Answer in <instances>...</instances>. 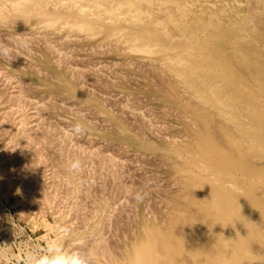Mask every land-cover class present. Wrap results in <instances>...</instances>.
Returning <instances> with one entry per match:
<instances>
[{
	"label": "bare ground",
	"instance_id": "6f19581e",
	"mask_svg": "<svg viewBox=\"0 0 264 264\" xmlns=\"http://www.w3.org/2000/svg\"><path fill=\"white\" fill-rule=\"evenodd\" d=\"M59 1H63L66 5H68V6L70 5V7L74 9L73 13L59 15L58 16L59 20H63L65 22H67V24H69L70 26L76 25L78 28H81L86 33H88L89 35L96 34L101 30L102 26H104V27L107 26L108 27L107 31L108 32L110 31V35L113 36V40L116 41L115 42L116 45L114 46V48L121 47L122 45H124V46L128 45L129 47H134L135 49H140L143 53L152 56L154 58L153 64L152 65H143L142 68L146 67V69H148V71H150L151 73L155 72L156 74L160 73V70L163 73L165 72V74H167V76H168V77L167 76L166 77L170 78V80L173 82L174 85H178V86L180 85L181 88L184 90V92H187L188 99L191 100L192 104H193L192 108H196L199 111H201L204 119H211L210 120L211 125L209 127H207L206 123L204 121H201V120L195 121V118H191V120L189 121L188 120L189 118H188L187 121L190 122V125L192 127L196 126L198 128V131H196V132H194V130L190 131V135H191L190 138H186V137L184 138V140L188 139V141L182 142L181 140H183V139L180 140V137L178 138L180 141H178L176 139L174 140V138H177V137H173L171 135V137L173 139L172 140L167 139V142H166V147H168L167 150L162 151V153H160V154L154 152L157 148L153 147L155 150H153V151L151 150L153 152V158H154L153 163H156L157 160H162L160 162V164L162 167H164V173L166 170H168L169 173H171L173 175V184L172 185L175 187L176 192H175L174 196L172 195L173 198L171 196H170L171 198L170 197L168 198L166 196H163L161 194V192L160 193L158 192V194H156L157 190H155V188H154V190H151V188H149L150 186L146 182V184H145L146 187L144 186L146 188L145 189L146 193L147 194L152 193L153 195H156V196L159 195V197L162 195L160 199H162L164 197V199L162 201L164 204L163 207H165V208H163L164 209L163 212L166 209V211L168 213L164 217V215L162 216V214H165V213H163L161 210L162 214H160V216L164 217V219H165V220H162L164 222V223H162V224H164L163 226L155 224V226L148 228L146 226L148 222L146 223V225L143 224L146 226V229L143 228V231L140 233V241H139L138 245L135 246L132 249V251L126 255L125 260L123 259L124 255H122V253H119L120 257L122 255L121 258L124 260L123 264H126L125 261H127L129 264H164V263H162L163 259H166L165 264H264V25H263V28H261L259 26V24L261 22H263V24H264V20H262L263 17L260 19L254 13V11H253L254 5L252 4L253 0H247V3H248L247 6L245 5L244 7H241V8L234 7L231 9H225L223 7V5L225 3L234 4V3H236L235 2L236 0H220L222 3L220 8L217 5H215V3H214V5L211 4L212 1L210 2L209 0H194L193 6H190L191 4L189 6L186 5L184 0H123V1L120 0V1H122V3H119V2L115 3V0H90V1L89 0H59ZM259 1H260L261 5L263 6V9H264V0H259ZM51 2H53V1H51ZM140 2L145 3L148 8H151L153 5H155L158 9L163 10L165 12L164 14L167 16L166 20H165V24L163 22L164 20L161 22H156L155 19H153V18L152 19L150 18V21L147 18L148 21L150 22L148 24H152V25H154V27L151 29L144 28L145 23L142 20V15H144L146 13V11L143 12L139 9L138 4ZM186 2H187V0H186ZM41 3H42V0H0V18H1L0 24L2 26H5V27H8V26L11 27L15 22H18L17 20L21 21V20H24L25 18H27V15L30 14L31 10H33L32 6H34L35 4L37 6V4H41ZM238 5H240V4H238ZM36 6H34V7H36ZM167 6H169V7L173 6L175 9H177L178 14L177 15L173 14L171 12L173 10L168 11ZM44 7H45V4H44ZM37 8H38V6H37ZM216 11H220L221 14L226 13L228 15V22L229 23L224 24V22L221 21V19L215 13ZM44 22L46 23V21H44ZM167 25H169L171 29L167 28L166 27ZM173 27H175V28L173 29ZM2 32H3V30H2ZM46 32L47 31H45V33ZM48 32H50V31H48ZM1 33H0V36H1ZM8 33H6V34H8ZM34 33H35V31H34ZM6 34H5V36H6L5 38L0 37V39H6V38L11 36V33L9 35H6ZM36 34H40V33H36ZM42 34L44 35V32L43 33L41 32V35H40L41 37L39 36L40 38H38V39L31 38L32 45H34V43L36 42V43H41V45L44 46L45 50L48 51L54 57L53 59L55 61L53 63V67H55L56 70H57V68H59V69L63 68L64 73L66 72V73L70 74L69 75L70 78L72 77L76 80H80V79H83V77L85 76L87 78L89 77L88 80L90 79V81H96L95 83H97V80H98L97 78L100 77V75H98V74H101L102 77L106 76V74H104L105 72H103L104 70L107 69V66H105L106 64H104L106 69H104L105 67L103 65H98L95 68H92V66H94L96 64V60L94 62L95 63L94 65H93V62H91V61L88 63V64L92 63L91 67L88 66V64L87 65H81L82 64L81 60L79 61V62H81L79 64V62H78L79 59L77 58V57L81 56V55L79 56V54H78L80 49L78 50L76 48V51L78 50V52H76V51H74L75 47L73 50V49H71V47H70L71 45H70L69 48L66 49V52L68 51L67 52L68 54L65 51H63L65 48H63L62 45H64V43H66V39H68V41H69V35L68 34H70V33H67L66 38L64 37L65 36L64 35L63 36L64 39L61 36L62 41L65 40V42L63 44L58 42L59 45L62 44L60 46L57 44V42H55L56 46L53 45L51 43L52 41L50 42L48 37L45 36L47 34H45L44 36H42ZM64 34H66V33H64ZM12 35H13V33H12ZM32 36H34V34H32ZM47 36H49V35H47ZM54 36H56V35H54ZM84 36L81 37V39L82 38L84 39ZM28 37H30V36H28ZM36 37H38V36L36 35ZM72 37H70L71 40L77 38L76 36L73 38ZM51 39H53V37ZM78 39H75V40H78ZM79 41H80V39H79ZM67 44H65V45H67ZM99 48H101V49H99V51L95 50V51H98L97 54H99V52H101L103 49H104L103 51H106V52L109 51V49H106L104 47L102 48V46H100ZM94 49H98L97 46H95L92 49V51H90L91 53H89V54L90 55L92 54V55L97 57V54H95L96 52L93 53ZM69 51H70V54H73V51H74V53L76 52L75 54L78 55V56L76 55L77 56L76 58L78 60L76 59V61H75V59H73L74 60L73 61L71 59V57L75 54L69 55ZM71 51H72V53H71ZM81 51H80V53H81ZM106 52H105V54H110V53H106ZM35 53H36V51H34V54ZM84 53H85V49H84V52H82L81 54L84 55ZM19 54H20V52L17 55H19ZM30 54L31 53H29L28 55H30ZM34 54L32 53L33 56H34ZM50 54H49V56H51ZM23 55H24V53H23ZM32 55L30 57H32ZM83 55H82V57H80L81 59L86 57ZM86 55H88V54H86ZM99 56H101V55L99 54ZM34 57H32V59ZM25 58H27V57H25ZM20 60L23 62L22 59H20ZM70 60H72V61H70ZM13 61H11V62L13 63ZM18 61H19V59H18ZM18 61H16L17 62L16 65L19 63ZM85 61H86V59H85ZM99 61H98V63H99ZM134 61H136V60L133 59L131 62L132 65L129 66L131 63L128 60V62L130 63L128 65V67H132L133 63L135 64ZM5 62H7V61H5ZM22 62H20V63H22ZM24 62H25V60H24ZM24 62L22 63L23 65H25ZM71 62H73V64ZM75 62H77L79 65H81V67H79L77 64H76V66L72 67V65H75L74 64ZM103 62H101V63H103ZM120 62L122 63L123 61H120ZM1 63H2V61H1ZM112 63H113V61H112ZM117 63L118 62L116 61V63H113V64L115 65ZM123 63L125 64L126 62H123ZM3 64L5 66V63H3ZM23 65H22V67L24 68ZM27 65L29 66V62ZM108 65H110V64H108ZM123 65H122V67L125 66V65L124 66ZM14 66H11V67H14ZM99 66L100 67L102 66V69H104L102 71L103 73H100L101 71L99 72L98 69H96V68H99ZM110 66H112V67L111 68L108 67V69L110 68L111 73L112 74L116 73L115 76H118L119 74H117V73L120 71L119 70L120 68L117 69L118 71L113 70V72H114L113 73L111 69H116V68H113L112 64ZM120 66H121V64H120ZM126 66L124 68H126ZM135 66H137V65H135ZM15 67H17V66H15ZM15 67H14V69H15ZM32 67L35 70L36 67H34V66H32ZM37 67H39V66H37ZM140 67L138 69H140ZM9 69H11V68H9ZM28 69H29V67H28ZM32 69H30V70H32ZM138 69H136V70H138ZM146 69H145V72H147ZM1 70H2V68H1ZM35 71H36V74L38 76L42 75L41 73H44V75H46V73L43 71L41 72L40 70H38L39 72H41L40 74L37 70H35ZM141 71H142V69H141ZM2 72L4 73V71L2 70L0 72V77H1ZM5 72H7V70ZM8 72H10V71H8ZM3 73H2V78L4 76ZM7 73H6V75H7ZM109 73L110 72L108 70L107 75ZM123 73H124V71H123ZM112 74L108 75L111 77V79H109V77L106 76L109 79V81L112 80ZM120 74H122V73H120ZM152 74H153V75H151L152 77L149 75L150 79L153 77H155L154 79H156L155 74L154 73H152ZM9 75H12L11 72ZM127 75H129V74H127ZM120 76H122L121 78H123V79L125 78V77H123L124 75H120ZM160 76L165 77L164 75H160ZM7 77H8V75L6 76V78ZM9 77H8V79H9ZM18 77H17V79H19ZM126 77L128 78V76H126ZM134 77H135V75H134ZM134 77H133V79H135ZM6 78H3V79H6ZM13 78L11 76L10 81H12ZM136 78H138L137 75H136ZM15 79H13L14 82H15ZM133 79L131 76V80H133ZM20 80H19V82L18 81H16L15 83L13 82L14 86L12 89H10V90H13L11 92V91L7 90V88L9 87V83L7 84V82L5 80L0 79V100H5L3 102H7L6 104L10 105L12 103L13 106L15 105L14 107L12 105H11L12 107L9 106L12 109L14 108V110L10 109L9 107H6L8 110L6 108H4V112H3L4 114L1 113V115H3V116L0 118V133L3 135L4 138H5V136H8V140H9V138H11L10 139L11 142L13 139L14 140L13 141L14 146H16L17 143L19 144V145H17V148L20 150H17L16 147H14V149L18 151L19 156L22 158L21 161L22 160L24 162L30 161L32 164H34V167H33L34 172L32 171V174L33 173L37 174V172H39V173L41 172L40 175L38 173L37 175H39V176H36V177L37 178L38 177H40V178L45 177L47 180V185L48 186L50 185V188H52L51 186H53V188H52L53 191H51V194L46 196L45 194H42L39 191L44 186L42 183L43 181L41 180V182H40V178H39V180L36 179L34 182L30 183L32 178H31V180L29 179L30 182L28 181V183H26V186L24 188H25L26 194L28 195L27 198H28L29 202L33 204V206L35 205L40 210V208L43 209V207H44L43 205H47L48 209H50L53 201L55 199H57V197L59 195L64 193L65 190H67L65 188H68V186L70 184L72 185V187L69 186V189L71 187V190L66 191V193L69 192L71 194V195L69 194L70 197L73 196V198L76 200L75 196L72 195V193L73 194L76 193V194L80 195L79 193H81L80 190L83 189L82 188L83 185L86 186V183H84V184L81 183L83 185L78 183V181H79L78 179L82 180L85 177V174H84V176H82L83 178L82 177L78 178L79 175L83 171L81 173H80V171L79 172L69 171V161L75 160L74 157H76V156H78L77 159L79 157L81 158V160L80 159L79 160L81 162H83V165H85L84 162H86V163L90 164L89 165L90 167H92L91 165H93L92 163H94V161L99 162V164L102 163L104 166L106 165V168H103L104 167L103 165L100 166V168L102 170L106 169L107 171L105 170V172H107L108 175L112 176V179L115 178V177L113 178V176L115 174H117L116 172H118L119 170H120V172H124V169H123L124 168V161L121 160V157H123V156L127 157V154L123 155V153H121L120 155H118L120 157L119 159L121 161L118 158H117V160H115L116 155H117L116 154L117 151H114L115 155L113 154V156L111 157V155L113 153V148H111V150H112L111 154L109 152H108L109 154H106L105 152L103 153L104 150H102L101 153H103L104 155L101 154V156H99L100 153L98 154L97 150L94 148H99L102 145V144L100 145V142H99L98 147L97 146L94 147L93 150L88 149V150H91L88 152H87V150L85 152H83V151H80L79 148L76 149V147H78L79 145L77 146L76 142L73 143V141L74 140L76 141V139H74V140L71 139L72 135L74 136L75 134L74 133L72 134L71 131L66 133L67 131H64V129L60 130L63 127L62 123L64 121L66 123H63V125L66 124L67 128H68V125H71V124H67L68 118L63 120V122L61 121L62 123L59 122L60 119H57V120H59L58 122L53 121V120H56V119H53L54 117L52 118V120H51V118L44 119V116L48 117L47 114L43 116V114L46 113V111L48 110V108H46V106L44 105L45 102L42 103L43 99L40 102L34 101V99L31 100L33 96H29V97H31V99H30L28 97V94L31 93V90H32L31 88H33V87L32 86H30L31 88L29 86L25 87V85H24L25 82H24V84L22 83L23 84V86H22L20 84V82H21ZM50 80L52 81V79H50ZM135 80L133 81L135 86H139L142 84V83L140 84L139 82H137V80H136V82L139 83V85L136 84ZM138 80H140V79H138ZM1 81H5V82H3L4 86L2 85ZM83 81H79L78 83H82V82L85 83V80H83ZM98 81H99L98 83L100 84V80H98ZM123 81H124V83H123ZM123 81H122V84H125L126 81L125 80H123ZM151 81H153V80H151ZM102 82H104V81H102ZM162 82H163V80H162ZM27 83H26V85H27ZM87 83H88V81L84 84V86L87 85V87H88L89 85ZM91 83H92V85H94L93 82H91ZM114 83H116V81L113 82V85H116V87H117V84H114ZM129 83H128V85H131ZM151 83H153V82H151ZM120 84H121V82H120ZM5 85L7 86V88H5ZM79 85H80L79 88L81 90V84H79ZM105 85H106V83L103 85L106 88L107 86H105ZM152 85H154V84H152ZM103 86H101V88ZM156 86H159V84H156ZM89 87L87 88V89H89V91L85 87H83V88L86 89L89 93H90V90L97 88V87H95V88L93 87V89H91V86H89ZM130 87H128L127 89H130ZM144 87L141 89H145ZM150 87H151V85H150ZM154 87H155V85H154ZM9 88H11V86ZM83 88H82V91L84 90ZM156 88H158V87H155V89ZM76 89H78V88H76ZM130 91H131V89H130ZM167 91L168 90H165L166 93H167ZM97 92H95V90H94V93H97ZM99 92L100 93H98V94L101 95L102 92L101 91H99ZM131 92H133V90ZM142 93H141V95H142ZM98 94H96V95L98 96ZM75 95L80 96L77 94H75ZM93 95L91 93V95H89V96L93 97ZM184 95H185V93H184ZM39 96H42V95H39ZM50 96L51 95H49V97ZM109 96L111 97L112 94ZM128 96L126 98H124V100H122L123 104L120 103L122 101L116 102V99H115L116 103L122 104L119 106L117 105L118 115L117 114L116 115H117V117H119V119H125V121L123 120V122H126L125 117L127 115H128L127 117L129 118L128 120H130L131 115H133L132 117L134 118V115L137 114V112H135L136 114L134 113V111L132 109L133 106L131 103H129V101L131 99H129L130 97H128ZM140 96H138V97H140ZM187 96H186V98H187ZM54 97H55V95H54ZM58 97H60V96H58ZM108 97H106V95L104 97V98H107V99H104L105 103L106 102L109 103L107 105H110V102H111V105L116 104L114 101H110L111 98L110 97L108 98ZM115 97H117V96H115ZM36 98H38V96L35 97V99ZM117 98H119V96ZM144 98H146V97H144ZM149 98H147V99H149ZM81 99H83V98H81ZM84 99H83V101H84ZM150 99H149V101H150ZM152 99L156 101L155 98H152ZM38 100H40V97ZM86 100H87V98H86ZM153 100H151V101H153ZM50 101H52V100H50ZM56 101H58V100H56ZM96 101H97V99H96ZM101 101H102V99H101ZM139 101H140V99H139ZM142 101H144V100L142 99ZM61 102H63V101H61ZM89 102H91V101H89ZM93 102L94 101L92 100L91 103H93ZM131 102L135 103L136 101L132 100ZM196 102H202L203 106L199 105L198 103L196 104ZM63 103H65V100ZM63 103L61 104V107H62ZM102 103H103V101H102ZM140 103H141V101H140ZM145 103H147V102H145ZM4 104L5 103L1 102L0 106H2ZM142 104L144 105V103H142ZM142 104H139L138 106L141 107ZM52 105L54 106L53 102H52ZM52 105H50L51 106L50 108H52ZM58 105H60L59 102H58ZM64 105H63V108H64ZM66 105H67L66 107L69 108V110H68V112H69L71 105H69V104H66ZM79 105L80 106H78V105L76 106V109L78 107L80 108L82 106V104H80V103H79ZM138 106H136V107H138ZM47 107H48V105H47ZM136 107H134V108H136ZM53 108L55 110V107H53ZM84 108L85 107L83 105V110L81 111L82 108L80 109L81 112L79 110L74 111L75 110V106H74V110L71 107V109H72L71 111L74 113V115L78 116L77 118L80 117V119L81 118L83 119V116L85 118V117H88L89 114L90 115L93 114V111L90 110L91 113L89 112L88 115L87 114L85 115L86 111ZM97 108H98V106H97ZM146 108H144V109L148 110L149 105H148V108L147 109ZM57 109H58V107H57ZM61 109H59V111ZM154 109H155V107L152 108V110L150 108L148 111L152 112V111H154ZM25 110L26 111L28 110V112L30 110V113L26 112ZM66 110H67V108H66ZM86 110H88V109H86ZM156 110L157 109H155V112H157ZM160 110H161V108H160ZM169 110L170 109H168V112H169ZM2 111H3V108H2ZM2 111H0V112H2ZM83 111H84V114H83V116H81ZM106 111H108V110H106ZM159 111H158V115H159ZM25 112L28 114H26ZM65 112H67V111H65ZM161 112L163 114L164 113L167 114V110L164 112L163 111H161ZM175 112H176V110L174 111L173 114H175ZM47 113H49V115H50L49 111H47ZM109 113H110V111H109ZM115 113L116 112L114 111V114ZM162 113H160V114H162ZM170 113H172V112H170ZM184 113H186V112H184ZM95 114H97V113H95ZM95 114H93V118L95 117L94 116ZM154 114L156 116L157 113L152 112V117L155 119V118H157V116L154 117ZM173 114L172 115L170 114V115L172 117H174ZM51 115L53 116L54 114H51ZM138 115H140V114H137L136 117L139 118L140 116H138ZM142 115L145 116V114H142ZM147 115H151V114L148 113ZM163 116H164V118H166V116L168 117V114L166 116L165 115H163ZM178 116L180 117V115H178ZM31 117H32V120L30 119ZM69 117H71V116H69ZM114 117H116V116H114ZM136 117H135V121L137 120ZM170 117H168V118H170ZM187 117H189V116H187ZM93 118L92 119L90 118L91 120H89V122L87 120V123L90 124V121L95 120ZM174 118L178 119L176 117H174ZM180 118H182V117H180ZM29 119L33 123L32 125H30L31 127L30 126L27 127V122H30ZM63 119H64V117H63ZM113 119L114 118H112V120ZM116 119H117L116 121L118 122L119 119L118 118H116ZM152 119L150 122L151 124L149 123L150 127L152 126V123L154 122V120L152 122ZM46 120H48V121L50 120V121L48 122ZM101 120L102 119H100V121ZM159 120L160 119H158V121H157L155 119V121H157L156 123H158V122L160 123L159 125L157 124L158 126L155 125L158 127V129H159L160 125L163 124V123L161 124V122H160L161 120L160 121ZM132 121H134V120H132ZM132 121L130 122L131 124H132ZM184 121H186V120H184ZM50 122L61 123L62 127H59L58 126L59 124L56 125L57 123L56 124L54 123V125H52L53 123L51 124ZM144 122L146 123V120ZM144 122H143V124H144ZM165 122L163 125H167V122H166V124H165ZM96 123H98V122L96 121ZM106 123L107 122H105L104 124L102 123V124L107 125L108 123L107 124ZM99 124H101V123H99ZM102 124H101V126H99L97 124L100 127L99 129H101V127H103ZM120 124H122L121 121H120ZM125 124L127 125V123H125ZM55 125L57 126V128ZM93 125H94V123L92 124V126ZM136 125H138V124L136 123ZM147 125H148V121H147ZM168 126H169L168 129H170L173 125L170 127V124H168ZM71 127H73V126H71ZM134 127L135 126H132L133 129L138 128V127L137 128L136 127L134 128ZM150 127H148V128L149 129L153 128V127H151V128ZM69 128H70V126H69ZM108 128H109V126H108ZM113 129H114V127H113ZM113 129L111 128V130H113ZM137 130L141 131L140 128ZM195 130H197V129H195ZM140 131H139V133L137 132L138 136L140 135L141 137H143L142 136L143 132L140 133ZM148 131H153V130H148ZM154 131H155V129H154ZM165 131H166V129H164V132ZM134 132H136V130H134ZM60 133H64L62 136L64 139L67 136L66 134L70 135V133H71L72 134V135H70L71 138H70V136L68 138L73 140L70 142H71V144L73 143V145H76V146L72 145L73 147L72 146L67 147V145L69 144L68 139H66L68 141H65V142H68V144L63 145V142L61 144L62 140L60 141L59 137H61L62 134L60 135ZM114 133H115V131H114ZM129 134H131V133H129ZM132 134H134V133H132ZM152 134H153L152 136H154V133H152ZM155 134H156V132H155ZM76 135H77V139H78V134H76ZM159 135H161V134H159ZM81 136H82V133H81ZM86 137L88 139V137H90V136H86ZM166 137H168V135L165 137L162 136L161 139L166 138ZM85 138L84 139L82 138L80 140H85ZM94 138H95V136L93 138H90V140H93ZM133 138H135V137H133ZM133 138H132V140H133ZM1 139L2 138H0V140ZM20 139H22V140L25 139L23 141L24 143L21 142L23 144V145L21 144V146H20V142H17V140L19 141ZM142 139L144 140L145 138H142ZM8 140H6V143ZM90 140H89V142H90ZM101 140H103V138ZM107 140L105 142L108 144L111 139L108 140V142H107ZM147 140H151V139L148 138ZM112 141H114V140H112ZM135 141H136V139H135ZM81 142H80V145H81ZM84 142H83V144H84ZM8 143H10V142H8ZM86 143L87 142H85V146H84L85 148L86 147L91 148V147L95 146V144L93 146H86ZM71 144H69V145H71ZM91 144H93V142ZM110 144H112V142H110ZM136 144H138V143H136ZM32 145H33V147H31V148L32 149L34 148L33 151L31 149H29V147ZM120 145H122V144H120ZM134 145H135V143H134ZM5 146H6V144H5ZM51 146L53 147L52 150L55 149L54 151L58 154V155H56L57 158L59 157L58 160L59 159L62 160V161L61 160L57 161V163H59L61 165V167H63L64 169L63 168L57 169V167H60L59 164H57L58 166L55 167L53 162H51V161H56V159L50 160L51 159L50 154L47 153V152L51 151V154L54 155L52 153V150L50 149ZM84 147H82V149H84ZM101 147H103V146H101ZM124 147H126V146H123V148H121V150L124 149ZM148 147H149V145H148ZM7 148H9V147L7 146ZM11 148H13V147H11ZM153 148H151V149H153ZM14 149H9V150H12V152H14L13 151ZM114 149H116V148H114ZM119 149H120V147H119ZM126 149H129V148L126 147ZM105 151L107 152V150H105ZM12 152H11V154H12ZM14 153L17 154L16 151ZM140 153L141 152H139L137 154L140 155ZM142 154H143V152H142ZM149 154H150V152H149ZM143 155H140V156L143 157ZM130 156H132V155H130ZM4 157L6 160H9L6 158V156H4ZM9 157H11V155ZM12 157H11V159H12ZM15 157H16V155H15ZM48 157H50V158H48ZM53 157L54 156H52V159L55 158V157L54 158ZM126 157H124V160ZM146 157H144V159ZM149 157H148V161L149 160L152 161V159H150ZM3 158L1 160V157H0V165H1V161H4ZM14 159H12V162H14ZM138 159H140V158H138ZM16 161H18V160H16ZM60 161H61V163H60ZM127 161L128 160H126L125 164H127ZM130 161H133V159ZM6 162H8V161H6ZM18 162H15V163H18ZM136 162L138 163L139 161L137 160ZM19 163H18V165H19ZM137 163H135V164H137ZM158 163H159V161L156 164H158ZM95 164L96 163H94V165ZM140 164H141V161H140ZM149 164H150V162L147 163V166ZM25 165L26 164L23 163L22 166H24L26 168ZM127 165L129 167L130 164H127ZM11 166H12V164H11ZM22 166H20V167H22ZM86 166H88V165H86ZM157 166H159V164ZM161 166H159V167L161 168ZM94 167L97 168V166H94ZM134 167H136V166L133 165L132 168H134ZM143 167H146V166L143 165ZM143 167L141 166V168H143ZM1 168L4 169L6 167L4 165V167L2 166ZM121 168L123 169V171L121 170ZM149 168H147V169H149ZM153 168H154V166H153ZM83 169H84V166H83ZM138 169H139V166H138ZM138 169H134V170H138ZM23 170H25V169H23ZM116 170H118V171H116ZM6 171L8 172V170H6ZM6 171L3 170V172H5V174L3 173V175H6V173H7ZM96 171H98V170H96ZM130 171H131V169H129V172L127 170V173H125L126 172V170H125L124 174L127 175L128 173H130ZM87 172L91 173L92 170L87 171ZM101 172H102L101 174H104V170ZM135 172H140V169L138 171H135ZM153 172H154V170H153ZM8 173H7V175H8ZM11 173H12V171H11ZM18 173L21 174L20 172H18ZM27 173H28V171H27ZM146 173H147V171H146ZM146 173H143V174H146ZM154 173L156 174L157 172H154ZM28 174H30V173H28ZM118 174L120 175V177L122 176L120 173H118ZM132 174H133V172H132ZM150 174H152V172ZM150 174H148V175H150ZM3 175H2V172L0 169V187H1V185H3L2 181L4 180V178L7 177V176L3 177ZM93 175H95V174H93ZM137 175H135V176H137ZM10 176L12 178L13 175H9V177ZM21 176H22V174H21ZM123 176H125V175H123ZM139 176H142V174L140 173ZM139 176H137V177L139 178ZM145 176H144V178H145ZM153 176L154 177L155 176L160 177V175H153ZM153 176H151V178ZM24 177H26V176H24ZM24 177H21V179ZM31 177H33V176H31ZM96 177L94 176L92 178V180ZM116 177H117V175H116ZM86 178H87V176H86ZM88 178H89V176H88ZM91 178H90V180H91ZM18 179H20V177H18ZM101 179L103 180V178H101ZM112 179H110V181ZM125 179H126L125 181H128L127 180L128 177ZM129 179H130V177H129ZM9 180H7L8 183H9ZM87 180L88 179H86V181ZM144 180L141 179L140 180L141 182H140L138 179V181L141 184H142V182H144ZM5 181H6V179H5ZM5 181H4V183H5ZM7 181H6V183H7ZM91 181H90V183H91ZM107 181H109V180H106L104 182L107 183ZM135 181H136V178H135ZM154 181H152V182H154ZM161 181H163V180H161ZM161 181H160V179L158 180V182H160V183L158 185H156V187H158L162 183ZM39 182L42 184H39ZM82 182H84V180H82ZM102 182H101V185H102ZM111 182L113 183V181H111ZM132 182H133V180H132ZM166 182L168 183L167 180H166ZM166 182L164 184H165V186L168 187V184ZM18 183H20V182L18 181ZM96 183L97 182L95 181V184ZM98 183H97L98 185L96 184L94 186L100 187V182L98 181ZM136 183H138V182H136ZM148 183H150L149 180H148ZM109 184H110V182H109ZM109 184H107V185H109ZM127 184H130V188L132 187L131 181H130V183L128 181ZM170 184L171 183H169V186H170ZM6 185H5V188L6 187L9 188V186H6ZM8 185H10V184H8ZM79 185L82 187H80ZM104 185H106V184L104 183L103 186ZM133 185H134V183H133ZM154 185H153V187H155ZM135 186L137 187L136 190H138V186L137 185H135ZM165 186L163 187V185L162 186L160 185V188L161 187L165 188ZM86 187L84 189H86ZM91 187L93 189H95L93 187V185H91ZM91 187L89 188L90 191L88 190V188H87V191H89L88 193L93 194V193H91L92 192ZM120 187H121V185H120ZM120 187L118 186L117 188H120ZM170 187H172V186H170ZM108 188L109 187H106L107 190L104 189V191H110V190H108ZM127 188H128V186H127ZM139 188H140V190H142L141 185L139 186ZM62 189H64V192ZM126 190L128 191V189H126ZM161 190H163V189H161ZM164 190H165L164 192H166L167 189H164ZM169 190H171V189H169ZM87 191H85L86 194H87ZM97 191H99V190L97 189ZM100 191H101V189H100ZM131 191H130V193H131L130 195H132ZM4 192H6V190ZM4 192H2V193H4ZM93 192H95V194H96L95 196L100 194V192H96V190ZM136 192H138V191H136ZM140 192H144V190L140 191ZM102 193H103V190H102ZM116 193H117V190L113 193L114 194L113 198L115 197ZM123 193H126V192H123ZM84 194H82V195H84ZM107 194H110V192L109 193L107 192ZM126 194L129 195V193H126ZM149 194H148V196L151 198L152 194H151V196ZM67 195H65L66 198H68ZM118 195H122L121 198H123V196H124L122 193L118 194ZM118 195L116 197L117 199L119 198ZM104 196H105V193H104ZM144 196H147V195H144ZM78 197H77V199H78ZM80 197H79V199L82 202V200H84L85 196H82L83 197L82 199ZM153 197H155V196H153ZM61 198L62 197H60V202L63 201V198L62 199ZM93 198H94V196L92 197V200H93ZM97 198H98V196H97ZM103 198H105V197H103ZM127 198H126L127 203L125 202V204H126L125 209L126 208L129 209L127 207V204H128V206H129V203L131 204L130 201L128 203V200H130V198H128V199ZM79 199H78V201H79ZM117 199H115V200L117 201ZM123 199H125V198H123ZM123 199H119L120 203L122 202ZM147 199L148 198L146 197V202L152 200V198L150 200H147ZM15 200H17V198ZM87 200L89 201V198ZM157 200L156 201L159 202V198ZM68 201L66 203H68ZM88 201H86V203L91 204L93 206V209H96V213H98L97 207L100 211L102 210L103 212H106L108 210V205H107L108 202L106 204V201H104V200H97L98 202L95 201L98 204L97 207L95 206L96 208L94 207V205H96V204H94L95 202H93V204H92L91 202L88 203ZM131 201H133V200L131 199ZM60 202H58V204H60ZM72 202H73V200H72ZM123 202H124V200H123ZM86 203H85V205H86ZM116 203H114V204H116ZM147 203H149V202H147ZM61 204H62V202H61ZM76 204H78L77 206L79 207V205L81 206L83 203L82 204L76 203ZM76 204L75 205L73 204L71 206L76 207ZM114 204L112 203V206ZM121 204L120 205L118 204V207H120L119 209H121ZM134 204H136V202ZM134 204H131V205L133 206ZM145 204L146 203L143 204V207ZM60 205H59V207H62ZM148 205L146 204V208L148 207ZM122 206L124 207V203ZM132 206H131L130 210H132V211L136 210L137 211V209H135V205H134V209L132 208ZM152 206H155V207H152ZM152 206L151 207L155 209L156 206H158V205H155V201H154V205H152ZM56 207L59 209L57 204H56ZM81 207H83V206H81ZM81 207L74 208V209H78L76 211H79V213H78L79 216L81 215V212L83 210ZM118 207H113V208L117 209ZM123 207H122V209H123ZM38 209H37V211H38ZM93 209L91 208V211ZM125 209H123V210L125 211ZM156 209H155L154 213L157 211ZM45 210H47V209H45ZM59 210H61V209H59ZM59 210H58V212H59ZM72 210H73V208L71 207V211ZM87 210L88 209L86 208V212H87ZM114 210L110 209V212L114 211ZM148 210H151V209H148ZM35 211H36V209H35ZM73 211H75V210H73ZM76 211L74 212V214L77 215ZM89 211L90 210H88V212ZM121 211L122 210L119 211L120 214L122 213ZM127 211H129V210H127ZM140 211H141V209H140ZM39 212H38V214H40ZM61 212H62V210H61ZM103 212H101V213H103ZM117 212H118V210L115 212V214L113 213L111 215L114 216V215H116ZM144 212H145V210H144ZM69 213H70V210H69ZM128 213L131 217H133V221H131V222H132V225H134V226H132L131 224H130V226H129V224L127 225V227L129 226L130 228H132L130 231L131 232L130 235H132L133 227H136L135 226L136 224H134V223H137L138 221L135 220V222H134V219H136L134 217H137V216H134L136 212H134V214L131 212V214H133V216L130 214V212H128ZM148 213H149V211H148ZM148 213H147V215H148ZM154 213L151 212L152 216ZM57 214L58 213L56 211V215ZM74 214L72 213L71 216H73ZM98 214L97 215L95 214L94 216H92V213H91L90 218H88L89 216L86 217L85 215L82 214L81 215L82 217H79L80 220H77L74 216V218L77 221H80V222H78L79 224L77 222L76 223L78 224V227L79 226L82 227V228L79 227L80 230L82 229L81 232H83V230L89 231V229L91 228L90 225H92L94 231H96V232L99 231V229L101 228V221H102L103 217L101 216V214L100 215H98ZM120 214H117V215H119V217H121ZM123 214H125V216H127L126 213H123ZM87 215H89V214H87ZM129 215H128V217H129ZM143 216H145V215H143ZM112 217L110 216V218H109L110 221H111ZM115 217L118 218V216H115ZM162 217H161V219H162ZM42 218H43V216H42ZM121 218L123 219V217H121ZM154 218L152 220L156 221V219H154ZM59 219H60V217H59ZM72 219H73V217H72ZM109 219H106V221ZM137 219H138V217H137ZM125 220L127 221V218H125ZM72 221H74V220H72ZM110 221L108 222L107 226L110 223H112ZM165 221H166V223H165ZM103 222L105 223V221H103ZM122 222H124V221H122ZM131 222H128V223H131ZM47 223L48 222L46 221V224ZM57 223H58V218H57ZM68 223H66V224H68ZM114 223L115 222H113L112 224L114 225ZM121 223L118 225L121 226ZM125 223H127V222H125ZM160 223H161V220H160ZM58 224H57V226H58ZM71 225H73V222ZM74 225H75V222H74ZM104 225H106V223L103 224V227L105 228ZM114 226L116 227L117 225L115 224ZM114 226L113 227L109 226V228L112 227L111 229L114 230V229H116ZM71 227H73V226H71ZM123 227L124 226H122V229H127V227H124V228ZM109 228H107V229L105 228V229L109 230ZM45 230H46V228H45ZM55 230H56V228H55ZM77 231L79 232L78 228H77ZM101 231H102V229H101ZM109 231H108L109 235H110V233H113L112 231H110V232ZM123 231L121 230V232L123 233V237H124V233H126V232H123ZM102 232H100V234ZM104 232H103V234L107 235V233H104ZM133 232L137 233L138 231L136 232L134 229ZM86 233L87 232H84V234H86ZM114 234H115V231H114ZM134 235L135 234H133V236ZM61 236L62 235H60V237ZM82 236H85V235L82 234L81 239H78L77 242L81 243V241H85V239H83L84 237L82 238ZM97 236H99V235H97ZM111 236H112V234L109 236V240H111L110 239ZM114 236L115 235H113V237ZM85 237H88V235ZM93 237H94V235H93ZM104 237H105V235H104ZM113 237H111V238H113ZM71 238H73V237H71ZM99 238H101V236ZM96 239H97V237H96ZM105 239L104 240L97 239L94 241H88L89 242L88 246H87L88 243L86 244V246L88 248L92 249L95 252V255H96L95 264L99 263L98 262V260H99L98 256L102 257L105 254H107L106 249L109 248L108 247L109 244L107 243L108 245L107 244H106L107 246L105 245L107 248L104 247ZM115 239L117 240L116 237H115ZM57 240H59V239H57ZM47 241H49V237H48ZM107 241L108 240H106V242ZM69 243H70V241L68 242V244L66 243V245H69ZM73 243H75V242H71V244H73ZM109 243H110V245H112L111 241ZM115 243L118 244V245L116 244L118 247L121 246V245L119 246L120 242L118 243V241H116ZM115 243H114V246H115ZM75 245H76V243L73 244V246H75ZM78 245H80V244H78ZM78 247L79 246H77L76 248H78ZM76 248L74 250H76ZM111 248L113 249V247L111 246L109 248V250H112ZM120 248H122V247H120ZM114 250H115V247H114ZM109 255L111 256V258ZM101 257H99V258H101ZM107 257H109L111 259V260H109L110 262L108 264H121L120 262L113 260L112 255L110 253L107 255ZM5 258H6V256H5ZM102 258H103L102 262L104 263L106 258L105 259H104V257H102ZM99 264H102V263H99Z\"/></svg>",
	"mask_w": 264,
	"mask_h": 264
},
{
	"label": "rangeland",
	"instance_id": "374dc122",
	"mask_svg": "<svg viewBox=\"0 0 264 264\" xmlns=\"http://www.w3.org/2000/svg\"><path fill=\"white\" fill-rule=\"evenodd\" d=\"M51 1H53V2H51ZM90 1V0H89ZM123 1V0H122ZM122 1H120V0H115V3L116 2H119V3H122ZM189 1V2H188ZM192 1V2H191ZM210 2H211V4H213L214 5V3H215V5H217L219 8H220V6H221V1L220 0H209ZM184 2H185V4L186 5H190V6H193L194 5V0H187V2H186V0H184ZM236 3H234V4H227V3H225L224 5H223V7L225 8V9H231V8H234V7H237V8H241V7H244L245 5L247 6L248 5V3H247V0H236L235 1ZM240 4V5H238V4ZM44 4H45V7H44ZM52 4V5H51ZM57 4V5H56ZM228 6H227V5ZM254 6H253V11H254V13L258 16V18H262V20H264V9H263V6L261 5V3H260V1L259 0H253V3H252ZM260 4V5H259ZM142 5V6H141ZM34 6H36V4L34 5ZM34 6H32V8H33V10H31L30 11V14H28L27 15V18H25L24 20H17L18 22H15L11 27L10 26H8V27H5V26H2L1 24H0V33L2 32V30H3V32L1 33V38H5L6 36H5V34L6 33H8V34H6V35H9L10 33H11V36H14L15 35V33H17L18 31L20 32H18L17 34H24L25 36H30V38H34V39H38V38H40L41 36V32L43 33L44 32V35L45 34H47V35H49V36H47V35H45L46 37H48V39H49V41L53 44V45H55L56 46V43L55 42H57V44L59 45V43H64L65 42V40L64 41H62V39H61V36H62V38L64 39V37L66 38V36H67V33H70V34H68L69 35V41H68V39H66V43H64V45H62V44H60V45H62V47L63 48H65L63 51H65L66 52V49H68L69 48V46L71 47V49H73L74 50V47H75V50L74 51H76V48L79 50V52H78V50L76 51V52H78V54H79V56L80 57H82V55L83 54H81L82 52H84V49H85V53H84V55L83 56H86V57H84L85 59H86V61H85V59L84 58H80V57H77L78 55L77 54H75L74 53V51H73V54H75V55H73V54H70V51H69V55H73L72 57H71V59L73 60V59H75V61H76V59L78 60V62L81 60V62H82V64L81 65H87L90 61L91 62H93V65L95 64L94 62H95V60H96V64L94 65V66H92V68H95L96 66H98V65H103L104 66V64H106L105 66H107V69H106V67L104 68V69H106V70H104V69H102V66L100 67L99 66V68H96V69H98V71L100 72V73H103V72H105L104 74H106V76L107 77H109V79H111V77L110 76H108V75H111L112 73H111V71H110V68L112 67V66H110L111 64L113 65V68H116V69H111L112 70V72H113V70H117L118 68H120L119 70V72L117 73V74H119L118 76H115V74H112V80L111 81H109V79L106 77V76H104V77H102V75L101 74H98V75H100V77L99 78H97L98 80H100V84L98 83L99 81L97 80V83H95L96 81H90V79L88 80V78L87 77H83V79H80V80H76V79H74V78H70L69 77V75L70 74H68V73H64V69L63 68H57V70H56V68L55 67H53V63H54V57L48 52V51H46L45 50V48H44V46L43 45H41V43H34V45H32V48H31V54L30 55H28L29 53H25V52H23V51H21L20 52V56L19 55H17L15 58H14V61H13V63L11 62L10 64L8 63V62H5L4 60H0V70H1V68H2V70L4 71V73H3V75L5 76L6 75V73L8 72V71H10L11 72V74L12 75H9L10 74V72H8L7 73V75H8V77H9V79H8V77L6 78V76L4 77L3 76V78H6V79H3L2 78V73H1V77H0V79L1 80H5L6 82H7V84L9 83V87L11 86V88H7V86L5 85V88H7V90H9V91H13V90H10V89H12L13 88V86H14V84H13V82H14V80L13 79H15V82L16 81H18L19 82V80L21 81L20 82V84L23 86V84H24V82H25V87L27 86H32L33 88H31L32 90H31V93H29L28 94V97L29 96H33L32 97V99H31V97H29L31 100H33L34 99V101H41L42 99V103H44L45 102V106H46V108H48V110L47 111H49L50 112V115H49V113H47V111H46V113H44L43 114V116L44 115H46L47 114V116L48 117H46V116H44V119H46V118H51V120H52V118L53 119H56V120H53V121H59V120H57V119H60V121L59 122H63V120H65V119H67V124H71V125H68V128H67V125L65 124V125H63V123H66L65 121L62 123V126H61V123H57V122H50L52 125H54V123L56 124V125H58L59 127H62L60 130H62V129H64V131H67L66 133H68L69 131H71V129H72V127L71 126H73L74 124H76L77 122H79V123H81L82 125H83V127H84V131H83V133H82V136H81V134H78V139H77V135L75 134L74 136L72 135L73 134V132L71 131V133H70V135H72V138H71V136L69 135V134H66L64 137H65V139L62 137L63 136V134L64 133H60V135H61V137H59V140L61 141V144H62V142H63V145L65 144H68V142H69V144H71V142L70 141H73L74 139H76V141L74 140L73 141V143L74 142H76V145L78 146V147H76V149L77 148H79V150L80 151H83V152H85L86 150H87V152L88 151H91V150H93V148L94 147H98V145H99V142H100V145L101 146H103V147H99V148H94V149H96L97 150V153L99 154V156H101V154H103L104 152L106 153V154H111V152H112V150H111V148H113V153H112V155H111V157L113 156V154L115 155V153H114V151H117V155H116V158H115V160H117V158L119 159L120 157L118 156V155H120L121 153H123V155L125 154H127V157L126 156H123V157H121V160L122 161H124V172H125V170H126V172L125 173H127V170H128V172H129V169H131V171H130V173H128L127 175L126 174H124V172H120V170L118 171V170H116V171H118V172H116L117 174H115L114 176H113V178L114 179H112V176H110V175H108L107 174V172H105V170L106 169H103L104 170V174H101L102 172L101 171H103L101 168H100V166H102L103 164L101 163V164H99V162H97V161H94V163H96L95 165H94V163H92L94 166H97V168L96 167H94L93 165H91L92 167H90L89 165L90 164H88V163H86V162H84V164L85 165H83V162H82V165L84 166V169H83V166H82V169L83 170H81L80 171V175H79V177L78 178H80V177H82V176H84V174H85V177H84V179H82V180H84V182H82V180H80V179H78L79 181H78V183L79 184H81V183H86V186L85 185H83V184H81V185H83V187L82 186H80V187H82L83 189H81L80 191H81V193H79L80 195H78V194H73L72 193V195H74L75 196V198H76V200L73 198V196H71L70 197V193L69 192H67L66 193V191H69V190H71V187H72V185L70 184L69 186H71L70 187V189H69V186H68V188H65V189H67V190H65V192H64V189H62L63 190V192L64 193H62L61 195H59L60 197H62L63 198V201L65 202H63V201H61L62 202V204H61V202H60V197L58 196L57 197V199H55L54 201H53V203H52V206L50 207V209H48V206L47 205H43L44 207H43V209H41L40 208V210L34 205L33 206V204L32 203H30L29 202V200H28V198H27V194H26V192H25V186H26V183H28V181H29V179L31 180V178H32V180H31V182L30 183H32V182H34L36 179L37 180H39V178L40 177H36V176H39L40 175V173L39 172H37V174L39 173V175H37L36 173H33L32 174V171L34 172V170H33V167H34V164H32L30 161L28 162V161H26V162H24L23 160L21 161V157L19 156V154H18V151L17 150H20V149H18L17 148V145H19L18 143H17V145L16 146H14L13 145V139H12V142H11V138H9V140H8V136H5V138L3 137V135L0 133V138H2L1 140H0V157H1V160H2V158L4 157V156H6V158L7 159H9V160H6L5 159V157L3 158L4 159V161H1V165H0V169H1V172H2V175H3V173L5 174V172H3V170L4 171H6V170H8V175H7V173H6V175H3V177H6V178H4V180L2 181V184L4 185L5 183H6V181L7 180H9V183H8V181H7V183L8 184H10V185H8L7 183V185L6 186H9V188L8 187H6L5 188V185L3 186V185H1V187H0V264H20V261H21V259H22V254H23V252L26 250V249H29V248H31L32 249V251L33 252H37V253H40V250H41V247H44V246H46V244L49 242V241H52V240H57V239H59L60 241H63V243H64V246L66 245V243L68 244V242L70 241V243H69V245H66L65 246V248L68 250V251H74V249L77 247V246H79L78 244H80L79 242H77L78 241V239H81V235L83 234V235H85V236H87L88 235V237H85V236H82V238L83 239H85V241H86V244H87V246L89 245V242L88 241H94V240H97V239H99V240H104L105 238V243H104V247H106L108 244V247L110 248L111 246L113 247V251L112 250H109V248H107L106 249V253L107 254H105L104 256H102V257H104V259H105V261H104V263L102 262V260H103V258L101 257V256H98V262L99 263H102V264H108L110 261L109 260H111L110 258H111V256H110V258L109 257H107V255L110 253L111 255H112V259L113 260H116V261H118V262H120L121 264H123L124 263V260L126 259V255L128 254V253H130L131 251H132V249L135 247V246H137L138 245V243H139V241H140V233L143 231V228L144 229H146V226L148 227V228H151V227H153V226H155V224H157V225H161V226H163L164 224H162V223H164L162 220H165L164 219V217H165V215H167V211H166V209H165V211L163 212V208H165V207H163L164 206V204H163V199H164V197L162 198V199H160L161 198V196L163 195V196H166V197H172V195L174 196V194H175V192H176V189H175V187L172 185L173 184V175L171 174V173H169V171L168 170H166L165 171V173H164V167H162L161 166V164H160V162L162 161V160H157L156 161V163L159 161V166H161V168L159 167V166H157L158 164H156V163H153V150H155L154 148H157L154 152L155 153H162V151H164V150H167L168 149V147H166V142H167V139L168 140H172L173 138L171 137V135L173 136V137H177V138H174V140L176 139V140H178V141H180L181 139H183V140H181L182 142L183 141H188V139H185L184 140V138L186 137V138H190V131H192V130H194V132H196V131H198V128L196 127V126H191L190 125V120H191V118H195V121L196 120H201V121H204L205 123H206V126L207 127H209L210 125H211V122H210V120L211 119H204V117H203V114H202V112L201 111H199L198 109H196V108H192L193 107V104H192V101L191 100H189L188 99V94H187V92H184V90L181 88V86L179 85H174L173 84V82L170 80V78H167L168 76H167V74H165V72L163 73L161 70H160V73H158V74H156L155 72H152V73H154L155 74V76H156V79H154L155 77H153V78H151L150 79V77H149V75L151 76V75H153L150 71H148V69H146V67H144V68H142L143 67V65H152L153 64V60H154V58L152 57V56H150V55H147V54H145V53H143L140 49H135L134 47H129L128 45H126V46H124V45H122L121 47H116V48H114V46L116 45V41H114L113 40V36H111L110 35V31L108 32L107 31V26L106 27H104V26H102L101 27V30L98 32V33H96V34H91V35H89L88 33H86L84 30H82L81 28H78L76 25L74 26V25H72V26H70L69 24H67V22H65V21H63V20H59L58 19V16L59 15H63V14H70V13H73L74 12V9L73 8H71L70 7V5L68 6V5H66L63 1H59V0H42V3L41 4H37V6H38V8H37V6L36 7H34ZM53 6V7H52ZM56 6V7H55ZM138 6H139V9L141 10V11H146V13L144 14V15H142V20H143V22L145 23V27L144 28H147V29H151V28H153L154 27V25H152V24H148V23H150L149 21H150V18L152 19H155V21L156 22H161V21H163L164 22V24H165V20H166V15L164 14L165 12L163 11V10H160V9H158L155 5H153L151 8H148L147 6H146V4L145 3H139L138 4ZM141 6V7H140ZM43 7V8H42ZM55 7V8H54ZM60 7V8H59ZM70 7V8H69ZM259 7V8H258ZM54 8V9H53ZM167 8H168V11H171V10H173V11H171L173 14H175V15H177L178 14V12H177V9H175L173 6H171V7H169V6H167ZM167 11V12H168ZM216 14H217V16L221 19V21H223L224 22V24H228L229 22H228V15L226 14V13H222L221 14V12L220 11H216L215 12ZM160 16H159V15ZM149 19V21H148V19ZM43 19V20H42ZM0 20H1V18H0ZM44 21H46V23L44 22ZM22 23V24H21ZM263 22H261L260 24H259V26L261 27V28H263ZM5 27V28H4ZM10 27V28H9ZM58 27V28H57ZM167 28H169V29H171L170 28V26L169 25H167L166 26ZM2 28V29H1ZM175 27H173V29H174ZM22 31V32H21ZM27 34H25L24 32ZM27 31V32H26ZM34 31H35V33H34ZM45 31H47L46 33H45ZM48 31H50V32H48ZM5 32V33H4ZM12 33H13V35H12ZM36 33H40V34H36ZM64 33H66V34H64ZM32 34H34V36H32ZM76 34V35H75ZM36 35L38 36V37H36ZM43 34H42V36H44ZM54 35H56V36H54ZM65 35V36H64ZM85 35V36H84ZM88 35V36H87ZM40 36V37H39ZM64 36V37H63ZM77 37V38H75V39H80V41H79V39L78 40H75V39H70V37ZM84 36V39L82 38L81 39V37H83ZM53 37V39H51ZM72 37V38H73ZM56 38V39H55ZM59 38V39H58ZM68 38V37H67ZM75 40V41H74ZM68 41V42H67ZM71 41V42H70ZM77 41V42H76ZM113 41V42H112ZM59 42V43H58ZM70 42V43H69ZM68 43V44H67ZM37 46H36V45ZM65 44H67V45H65ZM79 44V45H78ZM108 44V45H107ZM59 45V46H60ZM39 46V47H38ZM86 46V47H85ZM95 46H97V48L98 49H94L93 50V53L94 52H96L95 54H97V52L99 51V49H101V48H99L100 46H102V48L104 47V48H106V49H109V51L108 52H106V51H101V52H99V54L101 55V56H99V54H97V57L96 56H94V55H90L89 53H91L90 51H92V49L95 47ZM41 47V48H40ZM80 47V48H79ZM89 47V48H88ZM129 47V48H128ZM39 48V49H38ZM92 48V49H91ZM83 49V50H82ZM87 49V50H86ZM105 49V50H106ZM36 51V55L34 54V51ZM82 50V51H81ZM95 50H98V51H95ZM80 51H81V53H80ZM38 52V53H37ZM68 52V51H67ZM66 52V53H67ZM87 52V53H86ZM105 52L106 53H110V54H105ZM22 53V54H21ZM23 53H24V55H23ZM32 53L34 54V56L32 55ZM71 53H72V51H71ZM41 54V55H40ZM49 54L51 55V56H49ZM68 54V53H67ZM86 54H88V55H86ZM26 55V56H25ZM32 55V57H34L33 59H32V57H30ZM77 55V56H76ZM27 57V58H25V57ZM40 56V57H39ZM75 56V57H74ZM70 57V56H69ZM77 57V58H76ZM89 58V59H88ZM119 58V59H118ZM127 58V59H126ZM18 59H19V61H18ZM20 59H22L23 60V62H24V60H25V62H24V64L27 66H25V65H23L22 63V61L20 60ZM53 59V60H52ZM92 59V60H91ZM114 59V60H113ZM136 60V61H134L135 62V64L133 63V66L132 67H128V65L132 62V60ZM35 60V61H34ZM72 60H70V61H72ZM94 60V61H93ZM100 60V61H99ZM128 60H129V62H128ZM1 61H2V63H1ZM16 61H18L19 63L16 65ZM74 61V60H73ZM85 63H84V62ZM98 61H99V63H98ZM104 61V62H103ZM106 61V62H105ZM108 61V62H107ZM112 61H113V63H116V61L118 62L117 64L119 65H117V64H113L112 63ZM115 61V62H114ZM120 61H123V62H126L125 64L122 62H120ZM138 61V62H137ZM142 61V62H141ZM146 61V62H145ZM20 62H22V63H20ZM28 62H29V66L27 65L28 64ZM81 62H79V64L81 63ZM87 62V63H86ZM101 62H103V63H101ZM110 62V63H109ZM137 62V63H136ZM3 63H5V66H4V64ZM43 63V64H42ZM72 64H73V62H71ZM84 63V64H83ZM101 63V64H100ZM146 63V64H145ZM15 66H17V67H15ZM21 64V65H20ZM71 64V65H72ZM75 65H72V67L73 66H76V64L79 66V67H81V65H79L77 62H75L74 63ZM108 64H110V65H108ZM120 64H121V66H120ZM126 66V68H124L125 66ZM9 67H8V66ZM20 65V66H19ZM22 65L24 66V68L22 67ZM45 65V66H44ZM47 65V66H46ZM91 65H92V63H90V64H88V66H90L91 67ZM118 67H117V66ZM122 65L124 66V67H122ZM132 65V63L129 65V66H131ZM135 65H137V66H135ZM11 66H14L15 67V69H14V67H11ZM19 66V67H18ZM32 66H34V67H36L35 68V70H40L41 72L43 71V72H45L46 73V75H44V73H41V72H39V74L41 73L42 75H37L36 74V71L34 70V68L32 67ZM37 66H39V67H37ZM115 66V67H114ZM135 66V67H134ZM141 66V67H140ZM7 67V68H6ZM22 67V68H21ZM28 67H29V69H28ZM108 67H110L109 69H108ZM140 67V69H138ZM9 68H11V69H9ZM20 68V69H19ZM33 68V69H32ZM101 68V69H100ZM123 68V69H122ZM129 68V69H128ZM24 69V70H23ZM30 69H32V70H30ZM48 69V70H47ZM59 69V70H58ZM128 69V70H127ZM136 69H138V70H136ZM141 69H142V71H141ZM145 69H146V71L147 72H145ZM1 70V71H2ZM7 70V72H5ZM104 70V71H103ZM108 70H109V72L111 73H109L108 75H107V73H108ZM124 71V73H123V71ZM0 71V72H1ZM14 71V72H13ZM35 71V72H34ZM66 71V70H65ZM103 71V72H102ZM118 71V70H117ZM107 72V73H106ZM127 72V73H126ZM63 73V74H62ZM114 73V72H113ZM120 73H122V74H120ZM50 74V75H49ZM103 74V75H104ZM126 74V75H125ZM127 74H129V75H127ZM14 75V76H13ZM17 75V76H16ZM44 75V76H43ZM114 75V76H113ZM120 75H124L123 77H125L124 79L123 78H121L122 76H120ZM134 75H135V77H134ZM136 75H137V77L138 78H136ZM160 75H164L165 77H161ZM11 76H12V81H10V78H11ZM19 76V77H18ZM47 76V77H46ZM49 76V77H48ZM126 76H128V78L126 77ZM131 76H132V79H133V77L137 80V82H139L141 85H139V83H137L136 82V80L135 79H133V80H131ZM167 76V77H166ZM17 77L19 78V79H17ZM114 77V78H113ZM116 77V78H115ZM152 77V76H151ZM85 78V79H84ZM162 78V79H161ZM167 78V79H166ZM50 79H52V81L50 80ZM69 79V80H68ZM87 79V80H86ZM103 79V80H102ZM108 79V80H107ZM128 79V80H127ZM138 79H140V80H138ZM9 80V81H8ZM75 80V81H74ZM83 80H85V83L88 81V85L89 86H91V89H93V87L95 88V87H97L96 89H93V90H90V93L88 92L89 91V89H87L88 87H87V85L86 86H84V84L85 83H83L84 81ZM118 80V81H117ZM123 80H125L126 82H125V84H122V81ZM131 82H130V81ZM135 80V82H136V84H138L139 86H135V84L133 83V81ZM151 80H153V81H151ZM155 80V81H154ZM162 80H163V82H162ZM5 81H1V83H2V85L4 86V83L3 82H5ZM23 81V82H22ZM72 81V82H71ZM79 81H83L82 83H78ZM102 81H104V82H102ZM108 81V82H107ZM116 81V83H114V84H117V87H116V85H113V82H115ZM130 83H129V82ZM14 82V83H15ZM28 82V83H27ZM90 82V83H89ZM91 82H93V84L94 85H92V83ZM102 82V83H101ZM110 82V83H109ZM112 82V83H111ZM120 82H121V84H120ZM151 82H153V83H151ZM13 85H12V84ZM23 83V84H22ZM26 83H27V85H26ZM63 83V84H62ZM75 83V84H74ZM106 83V85L105 86H107L106 88L103 86L104 84ZM123 83H124V81H123ZM128 83L129 84H131V85H128ZM65 84V85H64ZM79 84H81V90H80V85ZM91 84V85H90ZM112 84V85H111ZM151 85V87H150V85ZM152 84H154L155 85V87H158V88H156L155 89V87H154V85H152ZM156 84H159V86H156ZM96 85V86H95ZM123 85V86H122ZM37 86V87H36ZM101 86H103L102 88H101ZM130 87V89H131V91L133 90V92H131L130 91V89H127L128 87ZM142 86V87H141ZM145 86V87H144ZM153 86V87H152ZM174 86V87H173ZM36 89H35V88ZM39 87V88H38ZM83 87H85L86 89H84ZM110 87V88H109ZM134 87V88H133ZM139 87V88H138ZM145 88V89H141V88ZM76 88H78V89H76ZM82 88L84 89L83 91H82ZM90 88V87H89ZM115 88V89H114ZM181 88V89H180ZM159 89V90H158ZM164 89V90H163ZM66 90V91H65ZM80 90V91H79ZM94 90H95V92H97V93H94ZM165 90H168L167 91V93L165 92ZM99 91H101L102 93H101V95L100 94H98V93H100ZM109 91V92H108ZM115 93H114V92ZM141 91V92H140ZM119 94H118V93ZM127 92V93H126ZM131 92V93H130ZM136 92V93H135ZM143 92V93H142ZM181 92V93H180ZM91 93H92V95H93V97L92 96H89V95H91ZM104 93V94H103ZM109 93V94H108ZM129 93V94H128ZM138 93V94H137ZM141 93H142V95H141ZM180 93V94H179ZM184 93H185V95H184ZM33 94V95H32ZM75 94H77V95H80V96H76ZM96 94H98V96L96 95ZM103 94V95H102ZM108 94V95H107ZM112 94V96L110 97L109 95H111ZM125 94V95H124ZM39 95H42V96H39ZM49 95H51L50 97H49ZM54 95H55V97H54ZM105 95H106V97H110L111 99H110V101H114L115 102V99H116V102H119V101H122V100H124V98H126L128 95V97H130L129 99H131L130 101H129V103H131L132 104V106H133V111H134V113L135 112H137V114H140V115H138V116H140L139 118L138 117H136V115H134V118L132 117L133 115H131V117H130V120H128L129 118L126 116L125 118H126V122H123V120L125 121V119H119V117H117V115H118V113H117V111H118V107H117V105L119 106V105H122L123 104V101L122 102H120V103H122V104H118V103H116V104H112L111 105V102H110V105H107V104H109L108 102H106L105 103V101H104V99H107V98H104L105 97ZM141 95V96H140ZM38 96V98H36L35 99V97H37ZM58 96H60V97H58ZM82 96V97H81ZM115 96H119V98H117V97H115ZM138 96H140V97H138ZM146 97V98H144V97ZM186 96H187V98H186ZM39 97H40V100H38L39 99ZM79 97V98H78ZM108 97V98H109ZM114 99H113V98ZM138 97V98H137ZM151 99H150V98ZM53 98V99H52ZM81 98H85L84 99V101H83V99H81ZM86 98H87V100H86ZM91 98V99H90ZM137 98V99H136ZM147 98H149L150 99V101H149V99H147ZM152 98H155L156 99V101L155 100H153ZM89 99V100H88ZM96 99H97V101H96ZM99 99V100H98ZM101 99H102V101H103V103H102V101H101ZM139 99H140V101H141V103H140V101H139ZM142 99L144 100V101H142ZM185 99V100H184ZM50 100H52V101H50ZM55 100V101H54ZM56 100H58V101H56ZM64 100H65V103L66 104H69V105H71L70 106V111L68 112V110H69V108L68 107H66L67 105L65 104V103H63L64 102ZM92 100L94 101L93 103H91L92 102ZM136 101L135 103L133 102H131V101ZM151 100H153V101H151ZM2 103H5L4 105H2V106H0V111H2V108H3V111L2 112H0V115H1V113H3L4 112V108H6V107H12L13 105H12V103L9 105V104H6L7 102H3V101H5V100H0ZM61 101H63V102H61ZM67 101V102H66ZM89 101H91V102H89ZM101 101V102H100ZM138 101V102H137ZM1 102H0V105H1ZM52 102H53V104H54V106L52 105ZM56 104H55V103ZM58 102H59V104L60 105H58ZM145 102H147V103H145ZM41 103V104H42ZM63 103V105H64V108H63V105H62V107H61V104ZM79 103L80 104H82V106L79 108H77L76 109V106L78 105V106H80L79 105ZM87 103V104H86ZM142 103H144V105L142 104ZM150 103V104H149ZM199 104V105H201V106H203V103L202 102H196V104ZM52 105V108L53 107H55V110H54V108L52 109V108H50L51 106L50 105ZM134 104V105H133ZM139 104H142V106L140 107V106H138ZM12 105V106H11ZM47 105H48V107H47ZM68 105V106H69ZM83 105H84V109H85V115L87 114H89V112L91 113V111H93V114H95V113H97V114H95L94 116L96 117H94L93 118V114L92 115H88V117H85L84 118V116H83V114H84V111H83V113H82V115L81 116H83V119L81 118L80 119V117L79 118H77L78 116H76V115H74V113L71 111L72 109L74 110V106H75V110L74 111H80V109H81V111L83 110ZM101 105V106H100ZM103 105V106H102ZM148 105H149V108H148ZM15 106V105H14ZM13 106V107H14ZM58 107V109H57V107ZM97 106H98V108H97ZM110 108H109V107ZM112 106V107H111ZM136 106H138V107H136ZM145 106V107H144ZM153 106V107H152ZM2 107V108H1ZM9 107V108H10ZM67 108V110H66V108ZM71 107H72V109H71ZM102 107V108H101ZM104 107V108H103ZM106 107V108H105ZM134 107H136V108H134ZM148 108V110L151 108V110H152V108H154L155 107V109H157L156 111L157 112H155V109H154V111H152V112H154V113H157V118H155L157 121H158V119H160L159 121L161 122V124L163 123L164 124V122L166 121L167 122V125H160V127H159V129H158V125L160 124L159 122L158 123H156L157 121H155V119L152 117V112L151 111H148V110H145L144 108ZM62 108V109H61ZM116 108V109H115ZM138 108V109H137ZM146 108V109H147ZM160 108H161V110H160ZM167 108V109H166ZM7 109V108H6ZM5 109V110H6ZM10 109H12V108H10ZM59 109H61L60 111H59ZM86 109H88V110H86ZM105 109V110H104ZM137 109V110H136ZM167 110V114H168V117H170L173 113H174V111L176 110V112H175V114H173L174 115V117H176V118H178V119H175L174 117H170V118H168L166 115V113H162L161 111H166ZM168 109H170L169 110V112H168ZM8 110V109H7ZM12 110H14V108L12 109ZM54 110V111H53ZM64 110V111H63ZM91 110V111H90ZM106 110H108V111H106ZM140 110V111H139ZM146 112H145V111ZM160 110V111H159ZM26 111V110H25ZM44 111V112H45ZM65 111H67V112H65ZM80 111V112H81ZM100 111V112H99ZM109 111H110V113H109ZM114 111L116 112L115 114H114ZM158 111H159V115H158ZM26 112H28V110L26 111ZM25 112V113H26ZM55 112V113H54ZM71 112V113H70ZM143 112V113H142ZM145 112V113H144ZM150 113L151 115H147L148 113ZM170 112H172V113H170ZM184 112H186V113H184ZM28 113H30V110H29V112ZM28 113H26V114H28ZM147 113V114H146ZM160 113H162L163 115H165L166 116V118H164V116L162 115V114H160ZM180 113V114H179ZM4 114V113H3ZM51 114H54L53 116L51 115ZM111 114V115H110ZM114 114V115H113ZM117 114V115H116ZM142 114H145V116H143ZM171 114V115H170ZM180 115V117H182V118H180L178 115ZM60 115V116H59ZM170 115V116H169ZM178 117H177V116ZM3 115H1L0 116V118L2 117ZM69 116H71V117H69ZM113 116V117H112ZM114 116H116V117H114ZM143 116V117H142ZM155 116V114H154V117H156ZM161 116V117H160ZM185 116V117H184ZM187 116H189V117H187ZM197 118H196V117ZM63 117H64V119H63ZM135 117L137 118V120L135 121ZM151 117V118H150ZM184 117V118H183ZM93 118V119H95V120H92V121H90V124H88L87 123V120H88V122H89V120H91V119ZM112 118H114L113 120H112ZM116 118H118L119 120H118V122L116 121L117 119ZM133 118V119H132ZM150 118V119H149ZM153 118V119H152ZM189 118V119H188ZM31 120H32V117L30 118ZM30 119H29V121H30ZM100 119H102L101 121H100ZM134 120V121H132V120ZM139 119V120H138ZM151 119H152V122H153V120H154V124L152 123V126L151 127H153L154 129H155V131H154V129L153 128H151L150 127V125H149V123L151 122ZM187 119L189 120V121H187ZM70 120V121H69ZM146 120V123L144 122ZM163 120V121H162ZM184 120H186V121H184ZM46 121H48V120H46ZM50 121V120H49ZM48 121V122H49ZM94 121V122H93ZM96 121L98 122V123H96ZM120 121L122 122V124H120ZM132 121V124L130 123ZM147 121H148V125H147ZM31 122V123H30ZM30 122H27V127H29L30 125H32L33 123H32V121H30ZM86 122V123H85ZM105 122H107L106 124L107 125H103ZM115 122V123H114ZM139 122V123H138ZM143 122H144V124H143ZM166 122H165V124H166ZM169 122V123H168ZM94 123V125L92 126V124ZM99 123H103L102 125H103V127H101V129H99L100 127L99 126H101V124H99ZM125 123H127V125L129 126H127ZM136 123L138 124V125H136ZM189 123V124H188ZM29 124V125H28ZM99 126H98V125ZM119 124V125H118ZM151 124V123H150ZM158 124V125H157ZM168 124H170V129H168ZM172 124V125H171ZM55 125V126H56ZM90 127H89V126ZM147 127H146V126ZM155 125H157V126H155ZM69 126H70V128H69ZM96 126V127H95ZM105 126V127H104ZM108 126H109V128H108ZM111 126V127H110ZM121 126V127H120ZM132 126H135L137 129H141V131H140V133L141 132H143L142 133V136L143 137H141L140 135L138 136V133H139V131L137 130V129H133L132 128ZM140 126V127H139ZM167 126V127H166ZM180 128H179V127ZM31 127V126H30ZM107 127V128H106ZM113 127H114V129H113ZM134 127V128H135ZM148 127H150L151 129H149ZM157 127V128H156ZM164 127V128H163ZM178 127V128H177ZM196 127V128H195ZM56 128H57V126H56ZM67 128V129H66ZM106 130H105V129ZM111 128L113 129V130H111ZM124 128V129H123ZM131 128V129H130ZM148 128V129H147ZM162 128V129H161ZM105 131H103V130ZM110 129V130H109ZM161 129V130H160ZM164 129H166V131L164 132ZM195 129H197V130H195ZM98 130V131H97ZM100 130V131H99ZM134 130H136V132H134ZM148 130H153V131H148ZM114 131H115V133H114ZM131 131V132H130ZM148 131V132H147ZM158 131V132H157ZM160 131V132H159ZM63 132V131H62ZM138 132V133H137ZM155 132H156V134H155ZM117 133V134H116ZM129 133H131V134H129ZM132 133H134V134H132ZM152 133H154V136H152L153 134ZM94 134V135H93ZM144 134V135H143ZM159 134H161V135H159ZM166 134V135H165ZM2 135V136H1ZM93 135V136H92ZM135 135V136H134ZM159 135V136H158ZM168 135V137H166V138H163V139H161V137L163 136V137H165V136H167ZM70 136V138L71 139H73V140H71L70 138H68ZM86 136H90V137H88V139H87V137ZM95 136V138L93 139V140H90V138H93ZM156 136V137H155ZM86 137V138H85ZM97 137V138H96ZM110 137V138H109ZM121 137V138H120ZM131 137V138H130ZM133 137H135V138H133ZM160 137V138H159ZM180 137V140L178 139ZM63 138V139H62ZM84 139L85 138V140H80V139ZM103 138V140H101ZM132 138H133V140H132ZM139 138V139H138ZM142 138H145L144 140L142 139ZM151 139V140H147V139ZM66 139H68V140H66ZM110 140V142H112V144H110V142L107 144L105 141L106 140ZM135 139H136V141H135ZM159 139V140H158ZM166 139V140H165ZM6 140H8L7 141V143H6ZM22 139H20L19 141L17 140V142H20V146H21V142H23L25 139H23L22 141H21ZM89 140H90V142L92 143L93 142V144H91L90 142H89ZM108 140H107V142H108ZM112 140H114V141H112ZM126 140V141H125ZM129 140V141H128ZM132 140V141H131ZM140 140V141H139ZM65 141H68V142H65ZM82 141V142H81ZM87 142L86 143V146H93L94 144H95V146H93V147H91V148H89V147H84L85 146V142ZM103 143H102V142ZM139 141V142H138ZM8 142H10V143H8ZM80 142H81V145H80ZM83 142H84V144H83ZM158 142V143H157ZM24 143V142H23ZM73 143L71 144V145H67V147H70V146H72L73 145ZM134 143H135V145H134ZM136 143H138V144H136ZM142 143V144H141ZM147 143V144H146ZM163 143V144H162ZM5 144H6V146H5ZM10 144V145H9ZM90 144V145H89ZM97 144V145H96ZM105 144V145H104ZM120 144H122V145H120ZM125 144V145H124ZM23 145V144H22ZM76 145H73V146H76ZM129 145V146H128ZM145 145V146H144ZM148 145H149V147H148ZM160 145V146H159ZM7 146L9 147V148H7ZM53 146V145H52ZM50 147V149L52 150V148L53 147ZM72 146V147H73ZM81 146V147H80ZM105 146V147H104ZM117 146V147H116ZM123 146H126V147H128L129 149H126V147H124V149H122L121 150V148H123ZM11 147H13V148H11ZM14 147H16L17 148V150H15L14 149ZM31 147H33V145L32 146H30L29 147V149H31L32 151H33V149L31 148ZM82 147H84V149H82ZM119 147H120V149H119ZM154 147V148H153ZM6 148V149H5ZM75 148V147H74ZM110 148V149H109ZM114 148H116V149H114ZM151 148H153V149H151ZM159 148V149H158ZM9 149H14L13 151L15 152H17V154L16 153H14V152H12V150H9ZM88 149H91V150H88ZM101 149V150H100ZM3 150V151H2ZM55 149H53L52 150V153L54 154V155H52L51 154V151L50 152H47L48 154H50V157H51V159L50 160H55L56 159V161H51V162H53V164H54V166L56 167V166H58L57 164H59V163H57V161H59V160H61V159H59L58 160V158H57V156L56 155H58L55 151H54ZM102 150H104L103 151V153H101L102 152ZM105 150H107V152L105 151ZM120 150V151H119ZM138 150V151H137ZM152 150V151H151ZM158 150V151H157ZM160 150V151H159ZM137 151V152H136ZM11 152H12V154L14 155H12L11 154ZM109 152V153H108ZM139 152H141L140 153V155H143L144 153L146 154H144L143 155V157H141L139 154H137V153H139ZM142 152H143V154H142ZM149 152H150V154H149ZM152 152V153H151ZM119 153V154H118ZM132 153V154H131ZM134 153V154H133ZM6 154V155H5ZM47 154V155H48ZM129 154V155H128ZM138 156H137V155ZM11 155V157H12V159H14V162H12V159H11V157H9V156ZM15 155H16V157H15ZM104 155V154H103ZM130 155H132V156H130ZM20 158H19V157ZM49 156V155H48ZM52 156H54L53 158L54 159H52ZM118 156V157H117ZM122 156V155H121ZM147 156V157H146ZM150 156V157H149ZM50 157H48V158H50ZM77 157L78 156H76V157H74V159L76 160L77 159ZM124 157H126L125 158V160H124ZM134 157V158H133ZM137 157V158H136ZM144 157H146L145 159H144ZM148 157L150 158V159H152V161L151 160H149L148 161ZM17 158V159H16ZM19 158V159H18ZM133 159V161H130V160H132ZM138 158H140V159H138ZM73 159V158H72ZM78 159H80L81 160V158L79 157ZM16 160H18V161H16ZM120 160V159H119ZM118 160V161H119ZM120 160V161H121ZM126 160H128L127 161V164H130L129 165V167H128V165L127 164H125L126 163ZM139 161L138 163L136 162V161ZM6 161H8V162H6ZM62 161V160H61ZM61 161H60V163H61ZM130 161V162H129ZM140 161H141V164H140ZM4 164H3V163ZM15 162H18L19 163V165H18V163H15ZM56 162V163H55ZM150 162V164L147 166V163H149ZM6 163V164H5ZM22 163V164H21ZM23 163H25L26 165V168L24 167V166H22L23 165ZM30 163V164H29ZM133 163V164H132ZM135 163H137V164H135ZM153 163V164H152ZM11 164H12V166H11ZM17 166H16V165ZM32 164V165H31ZM52 164V165H53ZM132 164V165H131ZM156 164V165H155ZM4 165H5V167L7 168H4V169H2L1 167L3 166L4 167ZM32 167H31V166ZM63 165V164H62ZM86 165H88V166H86ZM99 165V166H98ZM133 165L134 166H136V167H134V168H132L133 167ZM143 165H145L146 167H143ZM10 166V167H9ZM20 166H22V167H20ZM59 166L60 167H57V169H62L63 167H61V165L59 164ZM104 166V165H103ZM138 166H139V169H140V172H135V171H138L139 169H138ZM141 166L143 167V168H141ZM153 166H154V168H153ZM24 167V168H23ZM30 167V168H29ZM86 167V168H85ZM152 167V168H151ZM157 167V168H156ZM29 168V169H28ZM96 168V169H95ZM99 168V169H98ZM103 168H106V165L103 167ZM147 168H149V169H147ZM159 168V169H158ZM23 169H25V170H23ZM28 169V170H27ZM64 169V168H63ZM120 169V168H119ZM123 169L121 168V170L123 171ZM134 169H138V170H133ZM152 169V170H151ZM18 170V171H17ZM92 170V172L90 173V172H87V171H91ZM96 170H98V171H96ZM142 170V171H141ZM153 170H154V172H157L156 174L153 172ZM157 170V171H156ZM11 171H12V173H11ZM17 171V172H16ZM22 171V172H21ZM27 171H28V173H30V174H28L27 173ZM62 171V170H61ZM107 171V170H106ZM146 171H147V173H146ZM159 171V172H158ZM18 172H20L21 174H22V176H21V174H19ZM97 172V173H96ZM132 172H133V174H132ZM149 172V173H148ZM152 172V174H150ZM90 173V174H89ZM95 174V175H93V174ZM118 173H120L122 176L120 177V175L118 174ZM138 175H137V174ZM142 174V176H139V174ZM143 173H146V174H143ZM154 173V174H153ZM24 174V175H23ZM32 174V175H31ZM35 174V175H34ZM92 174V175H91ZM107 174V175H106ZM137 175V176H139V178L137 177V176H135V175ZM148 174H150L151 176H153V175H160V177H158V176H153L152 178H151V176L150 175H148ZM169 174V175H168ZM9 175H15L14 177L12 176V178H11V176L9 177ZM116 175H117V177H116ZM123 175H125V176H123ZM146 175V176H145ZM168 175V176H167ZM24 176H26V177H24ZM31 176H33V177H31ZM86 176H87V178H86ZM88 176H89V178H88ZM95 176H97L96 178H94L93 180H92V178ZM144 176H145V178L147 179H145L144 178ZM150 178H149V177ZM18 177H20V179H21V177H24V178H22L21 180L20 179H18ZM92 177V178H91ZM100 177V178H99ZM120 177V178H119ZM123 177V178H122ZM128 177V181H129V183H130V181H131V185H132V189L130 188V184H127L128 183V181H125L126 179L125 178H127ZM129 177H130V179H129ZM136 178V181H135V178ZM172 177V178H171ZM83 178V177H82ZM88 179L87 181H86V179ZM90 178H91V180H90ZM101 178H103V180L101 179ZM134 178V179H133ZM145 180H144V179ZM5 179H6V181H5ZM34 179V180H33ZM110 179H112L111 181H113V183L110 181ZM117 179V180H116ZM123 179V180H122ZM133 180V182H132V180ZM138 179H139V181L142 179V180H144V182H142V184L138 181ZM153 179V180H152ZM157 179V180H156ZM160 179V181L161 180H163V181H161L162 183L160 184L161 186L163 185V187L165 186V182H166V180L168 181V187L167 186H165V188H160V185L158 186V187H156V185H158L160 182H158V180ZM12 180V181H11ZM41 180L43 181L42 183H43V187L41 188V190H39L40 191V193H42V194H45L46 196L47 195H49V194H51V191H53L52 190V188H53V186H51L52 188H50V185L48 186L47 185V180H46V178L44 177H41L40 178V182H41ZM91 181V183H90V181ZM106 180H109V181H107V183L106 182H104V181H106ZM122 180V181H121ZM148 180H149V182L150 183H148ZM155 180V181H154ZM4 181H5V183H4ZM18 181L20 182V183H18ZM95 181L98 183V181L100 182V187L98 188L97 186H94V185H96L95 184ZM107 185V184H109V182H110V184L109 185H104L103 186V182ZM115 181V182H114ZM118 181V182H117ZM152 181H154V182H152ZM170 181V182H169ZM172 181V182H171ZM39 182V184H42V183H40ZM89 184H88V183ZM101 182H102V185H101ZM125 184H124V183ZM136 182H138V183H136ZM146 182H147V184L150 186L149 188H151V190H154V188H155V190H157V193L156 194H158V192L160 193L161 192V196L159 197V195H153L152 193V196H151V194H149L150 196H151V198H152V200H150L151 198L148 196V194L146 193V191H145V187H146ZM121 183V184H120ZM133 183H134V185H133ZM136 183V184H135ZM169 183H171L170 184V186H172V187H170L169 186ZM18 184V185H17ZM46 184V185H45ZM99 184V183H98ZM97 184V185H98ZM118 184V185H117ZM139 184V185H138ZM155 186V187H153V185ZM89 185V186H88ZM91 185H93V187L95 188V189H93L92 187H91ZM120 185H121V187H120ZM124 185V186H123ZM135 185H137L138 186V190H136V186ZM141 185V189L142 190H140V188H139V186ZM152 185V186H151ZM109 187L108 188V190H110V191H104V189L105 190H107L106 189V187ZM120 187V188H117V187ZM123 186V187H122ZM127 186H128V188H127ZM145 186V187H144ZM4 187V188H3ZM48 187V188H47ZM67 187V186H66ZM86 187V189H84ZM92 188V192L91 193H93V194H90V193H88L90 190H89V188ZM104 187V188H103ZM153 187V188H152ZM87 188H88V190L89 191H87ZM99 190V191H97V189ZM111 188V189H110ZM144 188V189H143ZM158 188V189H157ZM160 188V189H159ZM100 189H101V191H100ZM122 189V190H121ZM126 189H128V191L126 190ZM161 189H163V190H161ZM164 189H167L166 190V192H164L165 190ZM169 189H171V190H169ZM6 190V192H4ZM84 190V191H83ZM96 190V192H100V194H98L97 196H98V198H97V196H95L96 194H95V192H93V191H95ZM102 190H103V193H102ZM117 190V193H116V195H115V197L113 198V193L115 192ZM124 190V191H123ZM132 190V191H131ZM134 190V191H133ZM138 191V192H140V191H143L144 190V192H140V193H142V194H144V195H147V196H144L145 198H144V200H142L141 202H137V201H135V199H134V196H135V194L137 193L136 191ZM140 190V191H139ZM44 191V192H43ZM50 191V192H49ZM85 191H87V194H86V192ZM113 191V192H112ZM126 192V193H129V195L128 194H126V193H123V192ZM130 191L132 192V195H130L131 193H130ZM2 192H4V193H2ZM71 192V191H70ZM83 192V193H82ZM107 192L109 193L110 192V194H107ZM124 195L123 196V198H125V199H123V198H121L122 197V195H118V194H121V193ZM165 194H164V193ZM173 192V193H172ZM21 193V194H20ZM86 195H85V194ZM102 193V194H101ZM104 193H105V196H104ZM170 193V194H169ZM69 196H68V195ZM82 194H84V195H82ZM90 194V195H89ZM107 194V195H106ZM21 195V196H20ZM65 195H67V197L69 198H66V196L64 197ZM101 195V196H100ZM117 195H118V199L116 198L117 197ZM23 196V197H22ZM82 199L83 197L82 196H85V198H84V200H82V202H81V200L79 199V197ZM94 196V198H93V200H92V197ZM105 197V198H103V197ZM111 196V197H110ZM128 198H130L131 196V198H130V200H128V203H129V201L131 202V204H134L135 202H136V204H134L135 205V209H137V211L136 210H130L131 209V204L129 203V206H128V204H127V207L129 208V209H125V206H126V204H125V202L127 203V200H126V198L127 197ZM153 196H155V197H153ZM17 198V200H15L16 198ZM77 197H78V199H79V201H78V199H77ZM101 197V198H100ZM146 197L148 198L147 200H150V201H147V202H149V203H147L146 202ZM170 197V198H171ZM61 198V199H62ZM89 198V201L87 200ZM108 198V199H107ZM111 198V199H110ZM127 198V199H128ZM159 198V202H157L158 200L157 199ZM173 198V197H172ZM66 199V200H65ZM96 199V200H95ZM106 199V200H105ZM113 199V200H112ZM115 199H117V201L115 200ZM119 199H123L124 200V202H123V200H122V204L120 203V201H119ZM131 199L133 200V201H131ZM155 199V200H154ZM57 200V201H56ZM69 200V201H68ZM72 200H73V202H72ZM97 200H104V201H106V204H107V202H108V210L106 211V212H103L102 210L100 211L99 209H98V204L96 203V202H98ZM110 200V201H109ZM126 200V201H125ZM157 200V201H156ZM20 201V202H19ZM24 201V202H23ZM28 201V202H27ZM56 201V202H55ZM68 201V203H66ZM75 201V202H74ZM84 201V202H83ZM86 201H88V203L89 202H91L92 204H93V202H95L94 204H96V205H94V207L96 206L97 207V211H98V213H96V209H93V206L91 205V204H87L86 203ZM114 201V202H113ZM154 201H155V205H158V206H156V214L154 213V211H155V209L154 208H152V207H155V206H152V205H154ZM58 202H60V204H58ZM117 202V203H116ZM25 203V204H24ZM29 205H28V204ZM70 203V204H69ZM76 203H80V204H82L81 206H83V207H81L80 205H79V207H81L83 210H82V212H81V215L83 214V215H85L86 217H88V218H90L91 217V213H92V216H94L95 214L97 215H100L101 214V216L103 217L102 218V221H101V228L99 229V231H94V229H93V227H92V225H90V229H89V231H85V230H83V232H81L82 231V229L80 230L79 229V227L80 228H82L81 226H79L78 227V222H80V221H77V220H80L79 219V217H82L81 215L79 216L78 215V213H79V211H76V210H78V209H74V208H79L77 205L78 204H76ZM85 203H86V205H85ZM112 203L114 204V203H116V204H114L113 206H112ZM123 203H124V207L122 206L123 205ZM140 203V204H139ZM144 203H146L147 205H148V207L146 208V204L144 205V207H143V204ZM159 203V204H158ZM56 204L58 205V207H59V205L60 206H62V207H59V209H61L62 210V212H61V210H59L57 207H56ZM66 204V205H65ZM75 205L76 204V207L75 206H71V205ZM118 204L120 205L121 204V209H119L120 207H118ZM89 205V206H88ZM134 205L132 206V208L134 209ZM47 206V207H46ZM54 206V207H53ZM73 208V210H75L76 212H77V215L76 214H74V212L75 211H71V207ZM88 209V210H90L89 212H88V210H87V212H86V208ZM88 206V207H87ZM112 206V207H111ZM150 206V207H149ZM152 206V207H151ZM68 207V208H67ZM70 207V208H69ZM90 207V208H89ZM95 207V208H96ZM113 207H118L117 209H115V208H113ZM122 207H123V209H125V211L122 209ZM140 207V208H139ZM67 208V209H66ZM91 208L94 210H92L91 211ZM160 208V209H159ZM162 208V209H161ZM35 209H36V211H35ZM37 209H38V211H37ZM45 209H47V210H45ZM52 209V210H51ZM110 209L111 210H114V211H111L110 212ZM139 209V210H138ZM140 209H141V211H140ZM148 209H151V210H148ZM44 212H43V211ZM58 210H59V212H58ZM66 210V211H65ZM69 210H70V213H69ZM118 210V212L120 211V210H122L121 212V214H120V212L118 213H116V215H111V214H115V212ZM127 210H129V211H127ZM144 210H145V212H144ZM161 210H162V212L163 213H165V214H162L161 213ZM20 211V212H19ZM40 211V212H39ZM54 211V212H53ZM56 211H57V215H56ZM65 211V212H64ZM100 211V212H99ZM127 211V212H126ZM148 211H149V213H148ZM38 212L40 213V214H38ZM85 212V213H84ZM101 212H103V213H101ZM128 212H130V214H131V212L134 214V212H136L135 213V215L134 216H137L138 217V219H137V217H134V218H136V219H134V222H135V220L136 221H138L137 223H134V224H136L135 226L136 227H133V231H134V229H135V231L138 233H135V232H133L132 231V235H130V231H131V229L132 228H130L129 226H130V224L132 225V222L131 221H133V217H131L130 215H129V213ZM151 212L152 213H154L153 214V216L155 217H153L152 216V214H151ZM72 213L74 214L73 216H71L72 215ZM123 213H126L127 214V216H125V214H123ZM147 213H148V215H147ZM158 213V214H157ZM38 214V215H37ZM45 214V215H44ZM65 214V215H64ZM70 214V215H69ZM87 214H89V215H87ZM104 214V215H103ZM106 214V215H105ZM117 214H120L121 215V217H123V219L121 218V217H119V215H117ZM133 214H131L132 216H133ZM160 214H162V216L164 215V217H162V216H160ZM128 215H129V217H128ZM140 215V216H139ZM143 215H145V216H142ZM156 215V216H155ZM42 216H43V218H42ZM58 216V217H57ZM64 216V217H63ZM68 216V217H67ZM71 216V217H70ZM74 216H75V218L77 219H75L74 218ZM78 218H77V217ZM110 216L113 218H111V221H110ZM115 216H118V218H116ZM125 216V217H124ZM154 219H156V221L155 220H152L153 218ZM37 217V218H36ZM59 217H60V219H59ZM72 217H73V219H72ZM108 217V218H107ZM158 217V218H157ZM161 217H162V219H161ZM35 218V219H34ZM40 218V219H39ZM57 218H58V223H57ZM115 218V219H114ZM125 218H127V221L125 220ZM130 220H129V219ZM62 219V220H61ZM106 219H109V220H107L106 221ZM158 219V220H157ZM72 220H74V221H72ZM113 220V221H112ZM160 220H161V223H160ZM46 221L48 222L47 224H46ZM103 221H105V223H106V225H104L105 226V228L107 229V228H109V226H114L115 224L117 225L115 228L116 229H111L112 227H110L109 228V230L110 231H112L113 233H110V235L112 234V236L111 237H113V235H115L113 238H111L110 237V239L111 240H109V233H108V231L109 230H106L104 227H103V224H105ZM115 222L114 223V225L112 224V223H110L108 226H107V224H108V222ZM122 221H124V222H122ZM155 221V222H154ZM69 222V223H68ZM72 222H73V225H71L72 224ZM74 222H75V225H74ZM78 224H77V223ZM122 222V223H121ZM125 222H127V223H125ZM128 222H131V223H128ZM148 222V223H147ZM55 223V224H54ZM66 223H68V224H66ZM71 223V224H70ZM121 223V226H119L118 224H120ZM124 223V224H123ZM146 223H147V225H146ZM165 223H166V221H165ZM57 224H58V226H57ZM112 224V225H111ZM123 224V225H122ZM129 224V226L127 227V225ZM140 224V225H139ZM143 224H145V225H143ZM66 225V226H65ZM68 225V226H67ZM73 226V227H71V226ZM56 226V227H55ZM60 226V227H59ZM107 226V227H106ZM122 226H124V227H127V229H122ZM132 226H134V225H132ZM131 226V227H132ZM123 227V228H124ZM41 228V229H40ZM45 228H46V230H45ZM55 228H56V230H55ZM58 228V229H57ZM77 228H78V230H79V232L77 231ZM104 228V229H103ZM129 228V229H128ZM138 230H137V229ZM101 229H102V231L104 230H106L104 233H107V235L106 234H103V232L101 231ZM37 230V231H36ZM64 230V231H63ZM76 230V231H75ZM121 230L123 231V232H126V233H124V237H123V233L121 232ZM126 230V231H125ZM109 231V232H110ZM114 231H115V234H114ZM152 231V230H151ZM64 232V233H63ZM84 232H87L86 234H84ZM94 232V233H93ZM100 232H102L101 234H100ZM58 233V234H57ZM41 234V235H40ZM57 234V235H56ZM68 234V235H67ZM75 234V235H74ZM103 234V235H102ZM133 234H135L134 236H133ZM47 237H46V236ZM55 235V236H54ZM60 235H62L61 237H60ZM65 235V236H64ZM91 235V236H90ZM93 235H94V237H93ZM97 235H99V236H97ZM104 235H105V237H104ZM126 235V236H125ZM43 236V237H42ZM64 236V237H63ZM101 236V238H99ZM48 237H49V241H47L48 240ZM71 237H73V238H71ZM76 237V238H75ZM96 237H97V239H96ZM115 237L117 238V240L115 239ZM51 238V239H50ZM56 238V239H55ZM68 238V239H67ZM93 238V239H92ZM95 238V239H94ZM119 238V239H118ZM70 239V240H69ZM136 239V240H135ZM68 240V241H67ZM75 240V241H74ZM106 240H108L107 242H106ZM112 242L111 244L112 245H110V243L109 242ZM116 241H118V243H119V246L120 247H122V248H120V247H118L117 245V243H115ZM71 242H75L76 243V245L75 246H73V244H75V243H73V244H71ZM104 242V241H103ZM78 243V244H77ZM108 243V244H107ZM114 243H115V246H114ZM107 244V245H106ZM117 244V245H116ZM106 245V246H105ZM70 248H69V247ZM117 246V247H116ZM75 247V248H74ZM114 247H115V250H114ZM124 248V249H123ZM77 249V248H76ZM115 251V252H114ZM120 251V252H119ZM122 251V252H121ZM118 252V253H117ZM119 253H122V255H124V257H123V259L121 258L122 257V255H121V257H120V255H119ZM42 254V253H41ZM2 256V257H1ZM5 256H6V258H5ZM120 258H119V257ZM99 257H101V258H99ZM38 258V257H37ZM119 258V259H118ZM4 259V260H3ZM6 260V261H5ZM120 260V261H119ZM108 261V262H107ZM98 263V264H99ZM125 263L126 264H129L127 261H125ZM162 263H166V259H163V261H162Z\"/></svg>",
	"mask_w": 264,
	"mask_h": 264
},
{
	"label": "clouds",
	"instance_id": "9594fccd",
	"mask_svg": "<svg viewBox=\"0 0 264 264\" xmlns=\"http://www.w3.org/2000/svg\"><path fill=\"white\" fill-rule=\"evenodd\" d=\"M31 48L32 40L24 34L16 33L14 36L0 39V60L10 64L19 52L30 53ZM71 131L74 134H81L84 127L77 122ZM81 170L82 162L79 159L69 161V171L79 172ZM134 199L141 202L144 194L137 192ZM95 260V252L86 246V241H81L76 250L68 251L62 241L52 240L46 246L41 247L40 253L33 252L31 248L26 249L22 254L20 264H95Z\"/></svg>",
	"mask_w": 264,
	"mask_h": 264
}]
</instances>
